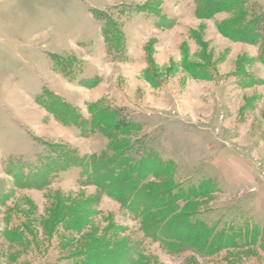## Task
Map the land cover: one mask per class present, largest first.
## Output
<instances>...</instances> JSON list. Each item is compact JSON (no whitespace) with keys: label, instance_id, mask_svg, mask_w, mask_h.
<instances>
[{"label":"rangeland","instance_id":"rangeland-1","mask_svg":"<svg viewBox=\"0 0 264 264\" xmlns=\"http://www.w3.org/2000/svg\"><path fill=\"white\" fill-rule=\"evenodd\" d=\"M236 12L199 17L194 0H0V264H80L122 241L137 264H264V53L224 31ZM109 20L115 48L101 34ZM59 57L73 58L69 77ZM44 89L86 120L98 101L117 109L139 128L131 140L174 164L176 183L211 188L188 210L241 231L252 217L254 243L206 256L168 249L77 168L22 188L10 162L30 167L48 142L81 156L107 143L57 121L36 101Z\"/></svg>","mask_w":264,"mask_h":264},{"label":"trees","instance_id":"trees-1","mask_svg":"<svg viewBox=\"0 0 264 264\" xmlns=\"http://www.w3.org/2000/svg\"><path fill=\"white\" fill-rule=\"evenodd\" d=\"M194 2L199 17H209L218 11L236 8L235 18L226 21L222 28L241 41L260 44L264 53L262 8L253 4L248 6V0ZM93 16L103 19L98 12L93 13ZM109 21V27L105 24L101 27V34L106 43L115 48L121 40V33L118 26ZM52 61L64 75L70 76L67 68L72 65L73 58L59 57ZM39 97L36 101L62 125L78 128L84 137L98 130L107 143L100 152L81 156L76 149L65 144L48 142L45 144L47 151L40 154L37 162L30 167L10 162L13 169L11 174L22 188L41 189L60 172L77 168L82 178H85L83 183L94 185L103 194L118 201L129 213L139 216L143 235L159 241L168 249H189L206 256L222 248L237 246V239L244 245L248 241L254 243L252 235H255L256 223L251 224L252 217L244 215L241 231L221 222L209 224L195 210H188L196 199L206 196L211 188L203 183L184 189L176 183L174 164L143 143L131 140L132 133L138 132L139 128L123 118L117 109L98 101L89 105L90 119L86 120L75 107L48 89H44ZM109 246L106 243L98 244L85 254L80 264L138 263L131 255V246L125 241ZM134 254L138 255V250Z\"/></svg>","mask_w":264,"mask_h":264}]
</instances>
